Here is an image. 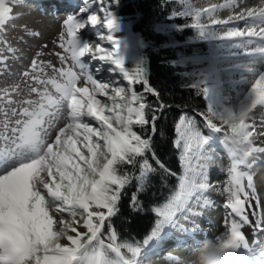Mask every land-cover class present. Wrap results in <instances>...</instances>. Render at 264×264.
<instances>
[{
    "label": "snow or ice",
    "instance_id": "1",
    "mask_svg": "<svg viewBox=\"0 0 264 264\" xmlns=\"http://www.w3.org/2000/svg\"><path fill=\"white\" fill-rule=\"evenodd\" d=\"M174 2L163 0V6ZM114 3L101 0L102 17L90 14L91 7L86 4L79 8V16L70 14L63 20L60 47L79 73L72 67L53 69L59 79H41L33 73H43V66L33 60L32 72L22 75L41 87H30L27 97L20 96L18 84L0 87V264H144L156 255L163 264H183L180 257L168 254L164 242L176 230L189 232L181 220L202 215L193 210V204L213 206L206 194L213 190L208 170L214 163L210 153L217 141L230 157L222 189L226 194L223 206L230 210L224 221L227 239L222 243L231 246L246 264H264V251L254 252L259 241L250 242L243 231L251 226L254 237L264 233V214L253 210V221L248 211L253 209L252 201L255 207L261 206L251 170L264 158V118L259 124L256 120V113L264 112V6L247 7L242 0H224L195 8L181 0L183 11L171 12L170 20H186L184 25H176L177 30L191 27L199 40L211 45L204 58L208 68L182 74L199 77L189 87L206 101V110L199 115L209 134L199 130L187 113L179 116L174 143L181 149L184 171L178 190L152 208L157 217L154 227L134 245L118 242L112 225L126 188L136 181L129 203L139 209L138 193L150 182V174L157 167L169 175L175 173L153 150L157 121L168 107L159 91L140 72L127 81V88L115 81L103 82L82 60L91 54V59L115 63L112 50L101 43L93 48L80 35L81 30L99 26L107 32L96 33L99 41L116 44L111 20ZM21 4L22 0H0V72L6 71L9 59H16L21 51L4 31L21 18L15 11ZM223 9L232 13L226 19L215 15ZM205 17L208 23L203 22ZM241 21L243 26L238 23ZM216 26L226 30L220 32ZM38 35L24 26V36ZM221 50L242 57V62L232 69H218ZM64 59L62 56L61 61ZM233 69L241 73L239 79H222L221 72ZM81 80L83 86H78ZM134 85H142L143 92H137ZM229 91L234 95H228ZM149 95L156 98L155 104L149 102ZM98 97H107L111 103ZM137 126L141 132L135 130ZM53 205L60 216L50 211ZM64 213L70 219H64ZM192 224L196 230L194 220ZM105 234L107 242L102 238Z\"/></svg>",
    "mask_w": 264,
    "mask_h": 264
},
{
    "label": "rangeland",
    "instance_id": "2",
    "mask_svg": "<svg viewBox=\"0 0 264 264\" xmlns=\"http://www.w3.org/2000/svg\"><path fill=\"white\" fill-rule=\"evenodd\" d=\"M188 3L195 8H207L212 4H222L220 0H197L193 2L188 1ZM86 4L91 7L90 14H96L102 17L103 14L100 7L101 0H52L50 3L46 0H22L21 6L15 9L17 13L21 14V18L16 20L14 24L9 25L4 30L6 38L13 44L14 47H17L21 51L16 59H9L8 69L0 72V87L18 84L21 97H27L29 95L30 87H41L40 85L35 84L30 77L22 75V73L26 71L32 72L31 62L33 60H36L38 64L43 66V73H33L39 74L41 79L46 80L51 77L59 79L58 73H55L53 69L72 67L73 71L79 73L80 69L73 65L70 55L60 47V36L65 32L63 20L70 14H76L79 16V8L85 6ZM242 4L247 7H258L261 4H264V0H242ZM230 14H232L231 10L223 9L219 10L215 15L222 19L225 15L229 16ZM111 20L115 25L112 34L115 39L118 38L117 40H120L121 47L119 48L117 47L119 46V42L113 46L99 41V38L96 35L97 32L107 34L106 30L102 27L94 30H91V28L88 27L85 30H81L80 35L81 39L90 42L93 48H95L97 43H101L102 46L112 50L115 63L105 64L102 61L91 59V54L86 55L82 58V60L101 81L108 82L110 84L115 81L118 82L120 86L127 88V81L137 72H143L144 62L137 51V46L133 42L137 36L132 32L130 23L121 22L112 14V12ZM45 21L56 24L58 26V30L51 33L47 28ZM203 22L208 23L206 17L203 18ZM25 25H27L32 31L39 33V35L34 38L31 36H24ZM156 30L160 33L166 32L165 28L162 26L158 27ZM216 30L223 32L226 29L216 28ZM20 37L24 38L20 39ZM65 39H67V37H65ZM208 46L211 49V45L208 44ZM209 54L210 51L208 55ZM62 56L65 57L63 62L61 61ZM229 57L230 55H228L227 50H221V58L217 62V68L232 69L233 65L242 62L237 61L236 59L230 60ZM200 62L201 60L198 59L197 66L201 64ZM117 64L119 65L118 68ZM97 68L101 69L99 73H96L95 71ZM199 71L200 70H197L195 72ZM237 71L238 70L233 69L230 73L221 72L220 74L222 79L236 80L239 79L241 74ZM195 78L198 79L199 77ZM82 84L83 80H81L80 85L78 86H81ZM137 86L138 85H134V89ZM49 88L51 90V85H49ZM227 94L231 96L234 95V92L229 91ZM98 99H101L103 103H111L107 97H98ZM261 118H264V112L258 111L256 113L257 124H259ZM90 123L93 126H97L95 121ZM257 142L259 143V141ZM210 154L213 157L214 163L208 170V182L213 186V189H218L215 191L211 190L206 195L214 201L213 206L209 208H201L198 204H193V210L201 212L202 215L190 217L188 220H181L180 223L183 224L185 228L189 229V232L176 230L164 242V245L168 250V254L180 257L183 264H195L198 250L197 245H201L202 242L207 239H213L216 235L218 236L219 234L226 233L224 221L230 210L223 206L224 203H226V194L223 193L222 189L226 185L227 177L224 178L222 175L218 176V173L221 169H224L226 172L230 165V157L218 141L213 144ZM180 164L183 167L181 159ZM251 171L253 172V179L257 188V194L261 198L260 207H255V201H252L253 209L248 210L250 220L254 221L256 217L251 215L253 210L258 214H264V158L257 161ZM50 211L53 215L60 216L59 213L55 212L54 205L50 206ZM63 218L70 219L67 213L63 214ZM193 220L195 221L197 229H202L201 233L197 232V229L193 230V224H190ZM220 221L223 222L224 226L219 228L217 223ZM79 230L81 231L85 229L80 228ZM243 231L247 235L250 242L254 239L260 241L259 234L261 233L254 237L251 226H245ZM176 240L179 242L178 244H174ZM262 240L264 239L262 238ZM61 242L67 243V241L63 239ZM260 242L254 245V252L256 253L264 251V245H259ZM144 264H163V261L159 255H156L153 258L144 261ZM169 264H176V261H169Z\"/></svg>",
    "mask_w": 264,
    "mask_h": 264
},
{
    "label": "trees",
    "instance_id": "3",
    "mask_svg": "<svg viewBox=\"0 0 264 264\" xmlns=\"http://www.w3.org/2000/svg\"><path fill=\"white\" fill-rule=\"evenodd\" d=\"M178 8L183 11L178 0L168 7L163 6V0H115L112 5V14L121 22L130 23L132 32L137 36L133 42L144 62L142 73L159 91L161 101L168 106L157 121L153 150L166 168L175 173L169 175L157 167V171L150 174V182L145 189L138 193L139 209L131 207L129 203L131 194L137 189L136 181L133 180L126 188L119 203V213L112 218L118 242L121 243L135 245L150 234L157 219L152 208L165 203L178 190L179 178L184 171L180 164L181 149L174 143L175 124L179 116L187 113L194 118L199 130L205 135L209 134L199 115L206 110V101L189 87L197 78L182 75L208 68L204 58L210 51L209 42L199 40L191 27L176 29V25L186 23L183 17L169 19L171 12ZM160 26L165 28V33L157 32ZM198 59L201 60L199 66ZM135 90L142 93V85ZM147 98L149 102L156 103L155 97L149 95ZM135 130L142 131L139 126ZM149 159L151 161L150 154ZM151 162L156 166L155 161ZM102 238L107 242L106 234Z\"/></svg>",
    "mask_w": 264,
    "mask_h": 264
},
{
    "label": "clouds",
    "instance_id": "4",
    "mask_svg": "<svg viewBox=\"0 0 264 264\" xmlns=\"http://www.w3.org/2000/svg\"><path fill=\"white\" fill-rule=\"evenodd\" d=\"M226 239L227 237L221 234L215 239L203 241L197 250L195 264H246L231 246L222 243Z\"/></svg>",
    "mask_w": 264,
    "mask_h": 264
},
{
    "label": "bare ground",
    "instance_id": "5",
    "mask_svg": "<svg viewBox=\"0 0 264 264\" xmlns=\"http://www.w3.org/2000/svg\"><path fill=\"white\" fill-rule=\"evenodd\" d=\"M48 3H50L52 0H46ZM212 1V0H211ZM222 3H224V0H220ZM260 6H264V4H261ZM260 6H258V7H260ZM224 16V15H223ZM228 16H226L225 15V17H223L222 19H226ZM58 22V21H57ZM45 23L47 24V28L49 29V31L51 32V33H54V32H56L57 30H58V26L56 25V24H54V23H51V22H49V21H45ZM239 24H240V26H243V22L241 21V22H238ZM91 28V30H94V29H97V28H100L99 26H97V27H90ZM127 28H129V27H127ZM216 28H222V27H220V26H216ZM222 29H225V28H222ZM118 38H116L115 39V41H116V43L117 42H119V45H121L120 44V40H117ZM114 46V45H113ZM118 47V46H117ZM229 59L230 60H232V59H236L237 61H242V57L241 58H235V57H229ZM237 72H239V71H237ZM240 73V72H239ZM81 86H83V84L81 85ZM88 121L89 122H92L90 119H88ZM219 175L218 176H223L224 178H226L227 176H226V172L224 171V169L222 170H220V172L218 173ZM218 188H214L213 189V191H215V190H217ZM54 216H57L58 217V215H54ZM190 224H192V222L190 223ZM217 226L220 228V227H223L224 226V224H223V222H219V223H217ZM202 229H197V232H199V233H201L202 231H201ZM81 231H85V230H81ZM219 235H221V234H219ZM218 235V236H219ZM217 236V235H216ZM262 238L264 239V234H259V240L261 241L262 240ZM259 241V242H260ZM169 244H171L170 242H168ZM179 242L176 240L175 242H174V244H178ZM262 244V246L264 245V240H262L261 242H260V244L259 245H261ZM259 248V247H258Z\"/></svg>",
    "mask_w": 264,
    "mask_h": 264
}]
</instances>
